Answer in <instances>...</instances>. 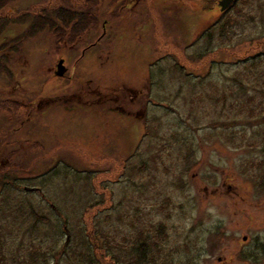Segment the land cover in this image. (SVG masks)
<instances>
[{
    "label": "rangeland",
    "instance_id": "374dc122",
    "mask_svg": "<svg viewBox=\"0 0 264 264\" xmlns=\"http://www.w3.org/2000/svg\"><path fill=\"white\" fill-rule=\"evenodd\" d=\"M217 2L0 7V264H264V0Z\"/></svg>",
    "mask_w": 264,
    "mask_h": 264
},
{
    "label": "trees",
    "instance_id": "16d2710c",
    "mask_svg": "<svg viewBox=\"0 0 264 264\" xmlns=\"http://www.w3.org/2000/svg\"><path fill=\"white\" fill-rule=\"evenodd\" d=\"M5 1L6 0H0V7L4 5ZM234 1L230 5H233ZM87 5H88V2H87ZM82 9H78L77 7L75 8L74 4H67L66 6L62 4L56 9L46 11L44 14L45 17H41L38 15L30 16L28 14L26 15L24 14L23 17L25 18V20L29 19L27 28L25 29L24 33L32 32L33 34H37V33H42V32L44 33V32L50 31L55 34L54 36H56V38L59 40L60 43H64V42L71 43L72 39L78 36L79 33L77 31H82L83 28L84 29L87 28V26H84V25H83V28L81 29H79L78 27H75V28L72 27L75 24L74 20L78 22L79 26H82L81 22H84L85 24H87L86 14L89 15L90 11H86ZM7 182H10V176L7 173L6 174L3 173L0 176V184L4 185ZM98 241H99V238L96 237L92 241V243H93V246L95 247V251L96 252L101 251V255L103 256L102 250L104 249H103L102 244H99L100 241L99 242ZM138 244L139 245L137 249H138V252H140V254L138 253L136 258L128 259L126 261L125 260L121 261L119 260L117 256L112 255V259L114 260V263L115 264H141L140 262L141 260L139 259L141 258V256L142 257L145 256L146 241L142 239V241L140 243L138 242Z\"/></svg>",
    "mask_w": 264,
    "mask_h": 264
},
{
    "label": "water",
    "instance_id": "95a60500",
    "mask_svg": "<svg viewBox=\"0 0 264 264\" xmlns=\"http://www.w3.org/2000/svg\"><path fill=\"white\" fill-rule=\"evenodd\" d=\"M233 2V0H218V5H219V8L221 11H224L225 9H227L229 7V5ZM65 66H64V63H63V59L60 58L56 64V70L54 71L55 72V75L57 76H63L64 73H65ZM25 189L27 190H32L33 188L31 187H25Z\"/></svg>",
    "mask_w": 264,
    "mask_h": 264
},
{
    "label": "flooded vegetation",
    "instance_id": "af4514ba",
    "mask_svg": "<svg viewBox=\"0 0 264 264\" xmlns=\"http://www.w3.org/2000/svg\"><path fill=\"white\" fill-rule=\"evenodd\" d=\"M260 185H261V188H264V178H263L262 182L260 183Z\"/></svg>",
    "mask_w": 264,
    "mask_h": 264
}]
</instances>
